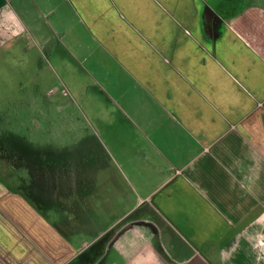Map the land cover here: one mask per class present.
<instances>
[{"label":"crops","instance_id":"obj_1","mask_svg":"<svg viewBox=\"0 0 264 264\" xmlns=\"http://www.w3.org/2000/svg\"><path fill=\"white\" fill-rule=\"evenodd\" d=\"M212 1L0 0V49L54 44L46 67L112 140V176L13 148L0 264H264V5Z\"/></svg>","mask_w":264,"mask_h":264},{"label":"rangeland","instance_id":"obj_2","mask_svg":"<svg viewBox=\"0 0 264 264\" xmlns=\"http://www.w3.org/2000/svg\"><path fill=\"white\" fill-rule=\"evenodd\" d=\"M234 1L225 0L227 9L216 12L224 19L228 18L233 13L235 6L230 8ZM216 2L212 1L210 7L217 6ZM248 2L264 5V0H244V3ZM216 12L210 10V18L206 15L213 36L221 22ZM26 43H12L0 49V113L10 114L7 120L13 123V133L0 139V176H9L14 165L23 170L28 161L26 156L15 154L14 147L27 151H34L36 147H69L78 150L81 162L105 166L106 173L112 176V140L99 135L102 134L99 124L84 118L83 100L75 96L76 102L69 93L64 94L66 86L62 84L61 71L46 67L48 52L54 44L44 49L41 55L35 46L27 49ZM52 88L54 92H50ZM43 157L51 162L62 158L54 153ZM66 157L72 160L70 156ZM33 159L35 162L43 160L42 156L36 155ZM11 176L8 178L10 182L14 178Z\"/></svg>","mask_w":264,"mask_h":264},{"label":"trees","instance_id":"obj_3","mask_svg":"<svg viewBox=\"0 0 264 264\" xmlns=\"http://www.w3.org/2000/svg\"><path fill=\"white\" fill-rule=\"evenodd\" d=\"M10 114L8 113H0V139L2 136H5L6 134L13 133V123L12 120H7V117H9Z\"/></svg>","mask_w":264,"mask_h":264},{"label":"water","instance_id":"obj_4","mask_svg":"<svg viewBox=\"0 0 264 264\" xmlns=\"http://www.w3.org/2000/svg\"><path fill=\"white\" fill-rule=\"evenodd\" d=\"M210 17V16H209ZM220 21L222 22L221 18L219 17Z\"/></svg>","mask_w":264,"mask_h":264}]
</instances>
